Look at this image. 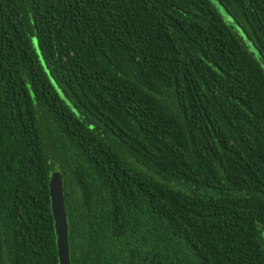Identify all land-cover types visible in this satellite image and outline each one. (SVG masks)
<instances>
[{
	"label": "trees",
	"instance_id": "16d2710c",
	"mask_svg": "<svg viewBox=\"0 0 264 264\" xmlns=\"http://www.w3.org/2000/svg\"><path fill=\"white\" fill-rule=\"evenodd\" d=\"M217 1L258 58L210 0H0V264H59L54 171L71 264H264V0Z\"/></svg>",
	"mask_w": 264,
	"mask_h": 264
},
{
	"label": "water",
	"instance_id": "95a60500",
	"mask_svg": "<svg viewBox=\"0 0 264 264\" xmlns=\"http://www.w3.org/2000/svg\"><path fill=\"white\" fill-rule=\"evenodd\" d=\"M51 211L54 221L59 264H71L69 221L64 194V180L60 171H54L49 182Z\"/></svg>",
	"mask_w": 264,
	"mask_h": 264
},
{
	"label": "rangeland",
	"instance_id": "374dc122",
	"mask_svg": "<svg viewBox=\"0 0 264 264\" xmlns=\"http://www.w3.org/2000/svg\"><path fill=\"white\" fill-rule=\"evenodd\" d=\"M212 5L217 9V11L220 13V15L223 17V19L225 20V22L233 27L234 25V22L232 20V18L230 17V15L226 12V10L220 5V3L217 1V0H210ZM234 32H236L240 37H242V40L244 41L246 47L248 48L249 51H251L252 53H254V55L258 58L259 57V54H258V51L257 49L252 45L251 41L245 36V34L243 33V31L241 29H239L237 26H234ZM32 47L34 49V51L36 52V54L39 56V59L42 63V65L44 66L45 70L47 71L46 69V65H45V62L41 56V52H40V49H39V45H38V41L37 39H33L32 40ZM50 80L52 82V84L54 85V87L57 89V91L62 95V91L59 89V86L56 82V80H54L50 75Z\"/></svg>",
	"mask_w": 264,
	"mask_h": 264
}]
</instances>
